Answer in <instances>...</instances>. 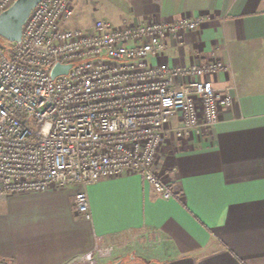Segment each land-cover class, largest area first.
<instances>
[{
    "label": "crops",
    "instance_id": "obj_1",
    "mask_svg": "<svg viewBox=\"0 0 264 264\" xmlns=\"http://www.w3.org/2000/svg\"><path fill=\"white\" fill-rule=\"evenodd\" d=\"M104 5L117 13L95 16ZM76 13L112 26L204 17L153 63L231 64L214 81L236 85L233 104L209 133L163 141L153 170L175 197L140 174L89 185L90 219L77 186L1 196L0 259L70 264L100 241L112 255L93 264H264V0H87Z\"/></svg>",
    "mask_w": 264,
    "mask_h": 264
},
{
    "label": "built area",
    "instance_id": "obj_2",
    "mask_svg": "<svg viewBox=\"0 0 264 264\" xmlns=\"http://www.w3.org/2000/svg\"><path fill=\"white\" fill-rule=\"evenodd\" d=\"M14 1L0 0V14ZM84 1L41 0L21 42L0 46V196L77 186V212L90 219L87 188L100 179L140 174L175 197L153 170L163 141L209 133L236 85H215L231 69L222 60L153 63L169 36L197 29L204 17L71 26ZM58 63L71 67L53 78ZM111 255L98 241L70 264Z\"/></svg>",
    "mask_w": 264,
    "mask_h": 264
},
{
    "label": "water",
    "instance_id": "obj_3",
    "mask_svg": "<svg viewBox=\"0 0 264 264\" xmlns=\"http://www.w3.org/2000/svg\"><path fill=\"white\" fill-rule=\"evenodd\" d=\"M41 0H15L14 3L0 14V36L10 42L20 43L23 26L31 11ZM71 64H56L52 70V77L66 74Z\"/></svg>",
    "mask_w": 264,
    "mask_h": 264
},
{
    "label": "rangeland",
    "instance_id": "obj_4",
    "mask_svg": "<svg viewBox=\"0 0 264 264\" xmlns=\"http://www.w3.org/2000/svg\"><path fill=\"white\" fill-rule=\"evenodd\" d=\"M95 13V16H104V15H110L111 13H117V10L115 8H113L112 5H104L103 6H99L97 8V10L94 12ZM77 13L74 17V20L73 22L71 23V26H85V25H89V23H91L92 21H84L77 17ZM80 21V22H79ZM94 21V20H93ZM86 22V23H85ZM12 45V42L8 41L7 39H5L4 37L0 36V46L5 50V51H8V49L11 47ZM1 202H2V197L0 196V205H1Z\"/></svg>",
    "mask_w": 264,
    "mask_h": 264
},
{
    "label": "trees",
    "instance_id": "obj_5",
    "mask_svg": "<svg viewBox=\"0 0 264 264\" xmlns=\"http://www.w3.org/2000/svg\"><path fill=\"white\" fill-rule=\"evenodd\" d=\"M0 264H14L13 260L10 259H0Z\"/></svg>",
    "mask_w": 264,
    "mask_h": 264
}]
</instances>
